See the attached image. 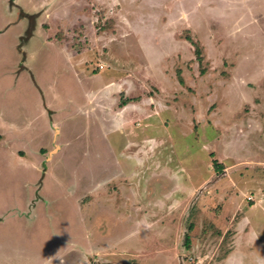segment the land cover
Here are the masks:
<instances>
[{
	"label": "rangeland",
	"instance_id": "374dc122",
	"mask_svg": "<svg viewBox=\"0 0 264 264\" xmlns=\"http://www.w3.org/2000/svg\"><path fill=\"white\" fill-rule=\"evenodd\" d=\"M70 1L0 32V264H264V0Z\"/></svg>",
	"mask_w": 264,
	"mask_h": 264
},
{
	"label": "crops",
	"instance_id": "0c3cea01",
	"mask_svg": "<svg viewBox=\"0 0 264 264\" xmlns=\"http://www.w3.org/2000/svg\"><path fill=\"white\" fill-rule=\"evenodd\" d=\"M5 1H7L9 9H11V10H16L17 9L19 15H18L17 21L16 20L14 21V19H12V18L4 20L3 21V24H4L3 25V30L2 29H1L2 31L0 30L1 33H4L10 26L16 24L17 22L18 23H23V22H19V20H26L25 21L26 23H23V26L25 27V31H24V28H23V32H22L23 34L21 36H19L18 44L16 45L18 50H19V48L22 50V47L25 44V42L27 40H29L30 38H32L33 34L37 31V29L44 28L43 27L44 24L50 23L49 28H51L53 19H56V20L63 19L64 15L66 13L65 9H64L65 8V4L66 3H67V5L71 4L70 0H43L38 5L34 4V2L31 1V5L36 7L35 10L33 9L34 11H36L34 13V12H32L33 10H30L32 6L27 7L26 5H24L22 0H5ZM71 5L72 6L77 5V2H76V4H71ZM85 7H86V5H85ZM60 9H63V11L60 12V17H56V14H57V12H59ZM84 12L86 14L85 8H84ZM49 18H50V22H47V20ZM77 20L79 22L77 25L74 24V23L72 24V25H76V26H74L76 31H74L71 28V26H70V28H67V27L64 28L63 26H61L59 24V26H57V30L54 32V34H50V36L47 37V39L50 40V42L57 43V45L59 46V49H61V50H64L65 48H71L72 51H73V54H74L73 56H76L77 58H80L82 56L81 54L83 52L87 53L88 51H87V47H86V29H85V25H84V23H83V21H82L80 16L77 18ZM45 21H46V23H45ZM69 25H71V24H69ZM61 28H64L65 34H67L68 37H71V38L67 39V37H65L64 34H60L61 33L60 32ZM71 32H72L73 36L70 35ZM82 32H83V34L85 33V35H81V34L76 35V34L82 33ZM74 35L78 36V37L75 38ZM75 39H77V40H75ZM73 41H75V43H73ZM63 44L64 45H68V46H64ZM84 47H85V49H84ZM23 59H24V56H22V58H21L20 66H22V67H20V68H23V64H22L23 63ZM97 67H98L99 70H103L104 69L102 65H98ZM122 109H125V108L122 107ZM262 165H264V162L260 164V166L262 168H264V166H262ZM260 191H261V189H258L257 193L254 192L255 193V197H256L255 199L258 200V201H256L255 204L259 205V206L263 204L262 198L259 197V195H258V193ZM251 199L252 198H248V201H252ZM184 204H187V203L184 202ZM242 210H243V214H248L249 209H248L247 206H246L245 210L241 209V211ZM198 228H199L198 225H196L194 227L196 232H197ZM203 234H207V233H205L203 231ZM100 250H102V249H100ZM100 250H97V251H100ZM108 251H110V252H108V253L107 252L98 253V255H96L95 258H97V259L100 258V259L99 260L96 259L98 262L97 261L94 262L95 260H93L92 261L93 264H96V263H99V262H100V264H107L109 261L111 263H114V264H131L132 260L141 258L139 256L130 255L129 253L128 254H125V253L117 254L115 252L117 250L116 249L113 250L112 247L111 248L109 247ZM192 251L195 252L197 250H196V248H194ZM84 252L86 254H88L90 251H85L84 250ZM178 252H179V248H178V245H177L176 253H178ZM231 254H232V252H229V254L226 256L227 258L226 257L225 258L228 260L231 257ZM101 259H104V260H101ZM166 262H167L166 264H172L171 260H169V259L166 260ZM175 264H185V262L183 261L182 258L180 259L179 256L177 255V263H175ZM198 264H201V263L198 262ZM203 264H209V262L204 261Z\"/></svg>",
	"mask_w": 264,
	"mask_h": 264
},
{
	"label": "trees",
	"instance_id": "16d2710c",
	"mask_svg": "<svg viewBox=\"0 0 264 264\" xmlns=\"http://www.w3.org/2000/svg\"><path fill=\"white\" fill-rule=\"evenodd\" d=\"M198 56V57H197ZM199 57H200V52L199 51H197V55H196V59H199ZM218 167H220V164H216ZM188 239V237H186V240Z\"/></svg>",
	"mask_w": 264,
	"mask_h": 264
}]
</instances>
